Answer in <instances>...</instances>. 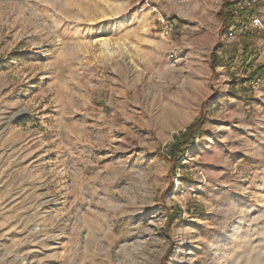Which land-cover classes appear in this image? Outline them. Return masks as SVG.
<instances>
[{
    "label": "rangeland",
    "instance_id": "obj_1",
    "mask_svg": "<svg viewBox=\"0 0 264 264\" xmlns=\"http://www.w3.org/2000/svg\"><path fill=\"white\" fill-rule=\"evenodd\" d=\"M223 2L0 0V264H264V3Z\"/></svg>",
    "mask_w": 264,
    "mask_h": 264
},
{
    "label": "trees",
    "instance_id": "obj_2",
    "mask_svg": "<svg viewBox=\"0 0 264 264\" xmlns=\"http://www.w3.org/2000/svg\"><path fill=\"white\" fill-rule=\"evenodd\" d=\"M233 3L230 0H224L223 5L221 7L220 12L217 15L218 20L221 23L220 28V35H227L230 36L234 32H237L241 30L244 26H248L249 21L246 17H242L240 19H237L231 11V6ZM253 31H249L246 34V39L248 40L247 46L244 48L243 53V59H242V67L244 68L245 74H249L247 77V80L249 82H254L258 78V76L264 71V66L257 64V59H254V57L258 56L257 52L254 53L252 51V47L254 46L253 43ZM252 39V40H251ZM256 54V55H254ZM239 57V52L233 51L232 57H224L222 58L218 52L213 54L211 56V65L214 72L220 67L227 66L229 69H231L232 66L235 65V58ZM250 60V63L248 64V61ZM232 84L235 86L236 83V77L232 76ZM206 107V104L202 106V112L197 117V119L189 125V127L185 131H181L179 134L175 135L176 142L171 147L170 152V158L173 161V167L172 170L176 172L178 166H179V156H181L184 152V149H187L188 146L192 145L195 141V137L198 135V133L201 131V128L203 124L205 123V114L204 109ZM175 219V216H169V223H172Z\"/></svg>",
    "mask_w": 264,
    "mask_h": 264
},
{
    "label": "built area",
    "instance_id": "obj_3",
    "mask_svg": "<svg viewBox=\"0 0 264 264\" xmlns=\"http://www.w3.org/2000/svg\"><path fill=\"white\" fill-rule=\"evenodd\" d=\"M233 5L230 7L232 14L240 19L246 17L250 25L255 28H262V19L258 13V7L264 3V0H230Z\"/></svg>",
    "mask_w": 264,
    "mask_h": 264
}]
</instances>
